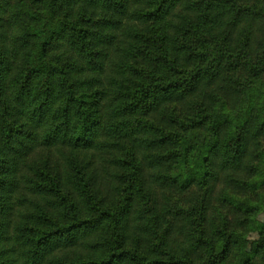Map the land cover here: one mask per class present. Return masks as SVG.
Returning a JSON list of instances; mask_svg holds the SVG:
<instances>
[{"label": "trees", "instance_id": "obj_1", "mask_svg": "<svg viewBox=\"0 0 264 264\" xmlns=\"http://www.w3.org/2000/svg\"><path fill=\"white\" fill-rule=\"evenodd\" d=\"M0 215V264H264V0H0Z\"/></svg>", "mask_w": 264, "mask_h": 264}, {"label": "rangeland", "instance_id": "obj_2", "mask_svg": "<svg viewBox=\"0 0 264 264\" xmlns=\"http://www.w3.org/2000/svg\"><path fill=\"white\" fill-rule=\"evenodd\" d=\"M34 153L32 155V157L29 159L30 165L32 164H38L39 162L43 163H48V165H52L55 166L56 168V172L59 174H64L63 178L67 177L69 174V170L66 168V164H67V160L64 159V157L66 156V154H68V152H64L60 157L59 155H57L56 150L58 149H53L50 150L48 148H41V147H36L33 149ZM74 158V157H72ZM24 192H22L21 194H23ZM113 199V196L108 197V202H106L107 204H109ZM19 207V205H18ZM17 208V206H15V209ZM15 222H17L16 218L11 219L10 223H12V230H8L9 233V238L10 241H8L7 243H5L4 245H2L3 247H5L7 249L8 253H16L14 251V249H12V244L13 243L11 241V237L13 236V228L15 227ZM0 223L1 224H6V220L4 218V215H0ZM59 253H73V251H65V250H60Z\"/></svg>", "mask_w": 264, "mask_h": 264}]
</instances>
